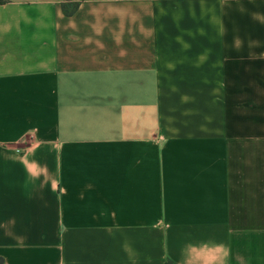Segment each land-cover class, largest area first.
I'll return each mask as SVG.
<instances>
[{"label":"crops","instance_id":"1","mask_svg":"<svg viewBox=\"0 0 264 264\" xmlns=\"http://www.w3.org/2000/svg\"><path fill=\"white\" fill-rule=\"evenodd\" d=\"M0 264H264V0L0 1Z\"/></svg>","mask_w":264,"mask_h":264},{"label":"trees","instance_id":"2","mask_svg":"<svg viewBox=\"0 0 264 264\" xmlns=\"http://www.w3.org/2000/svg\"><path fill=\"white\" fill-rule=\"evenodd\" d=\"M0 1H2V0H0Z\"/></svg>","mask_w":264,"mask_h":264}]
</instances>
